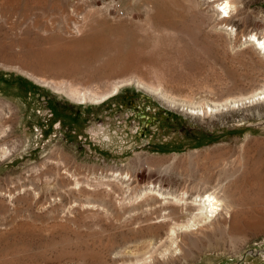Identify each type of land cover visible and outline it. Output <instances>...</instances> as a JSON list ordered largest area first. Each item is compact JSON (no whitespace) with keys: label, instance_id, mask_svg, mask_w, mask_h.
Masks as SVG:
<instances>
[{"label":"rangeland","instance_id":"rangeland-1","mask_svg":"<svg viewBox=\"0 0 264 264\" xmlns=\"http://www.w3.org/2000/svg\"><path fill=\"white\" fill-rule=\"evenodd\" d=\"M225 16L211 0H0V264L149 260L161 219L134 229L98 208L121 180L191 198L227 181L237 223L170 264H264V96L218 106L264 89L244 41L264 38V0Z\"/></svg>","mask_w":264,"mask_h":264},{"label":"bare ground","instance_id":"bare-ground-1","mask_svg":"<svg viewBox=\"0 0 264 264\" xmlns=\"http://www.w3.org/2000/svg\"><path fill=\"white\" fill-rule=\"evenodd\" d=\"M214 1L220 2V5H223V11L228 14L229 9L234 5V1L236 0H211L213 3ZM227 14L225 17H227ZM221 18L222 20L224 19V17ZM244 41L251 43L254 50L264 59V38L260 40L255 35H250ZM106 92H97L88 89L83 91L71 89L66 94L74 100L85 102L88 100L97 101ZM263 96L264 89L262 88L261 91L253 92L244 98L228 100L218 104V106L233 107V105H238V103L244 100L257 99ZM186 108L189 114L200 115L204 112L207 113L210 106L203 108V106H196L195 104V106L186 105ZM118 182L119 185H114L109 190L106 189L107 191L105 190V193L109 198L110 193L114 194L116 191L122 190V199H117L118 201H114L112 205L110 202L99 201L97 205L102 212L111 216L110 218L115 222L121 223L124 226L133 227L134 229H139L143 222L149 228L151 227L149 221L158 217L162 221L161 224L167 228L164 249L152 247L149 252V260L139 259L137 257L133 264H161V262L162 264H170L175 252L178 251L177 253L180 252L183 255V251L187 250L196 238L207 237L210 232L221 228L228 233L233 228L236 220L239 219L236 212H232L235 203L233 204L231 197L225 193L228 184L227 181L226 183H220L218 181L219 184L214 187L211 186V188H207L206 186L196 187L194 185L196 195L193 198L187 195L186 190H183L180 194H176L165 191L160 186L157 188L153 186L136 192L130 186V182H126L125 180Z\"/></svg>","mask_w":264,"mask_h":264},{"label":"water","instance_id":"water-1","mask_svg":"<svg viewBox=\"0 0 264 264\" xmlns=\"http://www.w3.org/2000/svg\"><path fill=\"white\" fill-rule=\"evenodd\" d=\"M246 101H247V100H244V101H242V103H243V102H246ZM238 104H239V103H238Z\"/></svg>","mask_w":264,"mask_h":264},{"label":"snow or ice","instance_id":"snow-or-ice-1","mask_svg":"<svg viewBox=\"0 0 264 264\" xmlns=\"http://www.w3.org/2000/svg\"><path fill=\"white\" fill-rule=\"evenodd\" d=\"M227 14V13H226Z\"/></svg>","mask_w":264,"mask_h":264}]
</instances>
